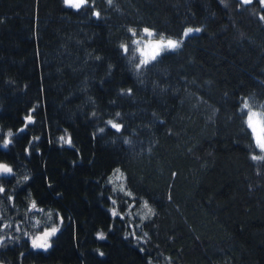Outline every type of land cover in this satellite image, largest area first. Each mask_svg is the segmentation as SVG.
I'll list each match as a JSON object with an SVG mask.
<instances>
[{
  "label": "trees",
  "instance_id": "16d2710c",
  "mask_svg": "<svg viewBox=\"0 0 264 264\" xmlns=\"http://www.w3.org/2000/svg\"><path fill=\"white\" fill-rule=\"evenodd\" d=\"M261 16L258 0H0V264H264V161L241 111H264ZM146 27L201 31L137 70L128 29Z\"/></svg>",
  "mask_w": 264,
  "mask_h": 264
},
{
  "label": "snow or ice",
  "instance_id": "6c2138e0",
  "mask_svg": "<svg viewBox=\"0 0 264 264\" xmlns=\"http://www.w3.org/2000/svg\"><path fill=\"white\" fill-rule=\"evenodd\" d=\"M108 2L111 4L112 0H108ZM63 3L66 7L74 10H81L82 8L86 7L89 5V0H63ZM239 3L242 5H248L253 3V0H239ZM259 3L261 6H264V0H259ZM93 15L99 18V12H93ZM262 20H264V16L260 17ZM129 33L133 37L131 40L132 45H135L136 47L133 50V57L136 56V54H139V63L135 64V67L137 70H139L141 67L148 65L150 62L155 61L157 57L165 51L168 50H174L179 48L183 42L184 38L189 37L194 31L199 32L201 29L196 28L193 29L191 27L185 28L183 31L182 37L177 40L173 39L171 37H165L163 34H160L159 39H156V33L149 28H144L142 32L138 35L136 29L129 28L128 29ZM120 48L122 49L123 52L128 53L129 51V46L125 43H121ZM131 59V58H130ZM264 107V106H262ZM246 110V119L244 120V124L246 125L247 129L250 130L251 135H252V141L254 142V145L257 149H259L261 155H251V159L253 161H264V111H254L252 106L249 104L247 100H245L242 105H241V111ZM117 116L120 115V113H116ZM25 127L33 122V117L31 114L25 116ZM107 123L115 129L117 132L121 130V124L114 122L113 120L107 121ZM24 129H20L19 131H23ZM102 132L103 129H100ZM14 134L12 131H9L6 136L2 140V147L7 148L11 140L9 137H12ZM38 139V138H36ZM60 140L63 143L71 145V138L68 137L66 138L65 136H61ZM126 143L128 141H125ZM31 143V141H30ZM115 172L117 175L115 176L116 181H122L123 180V173L120 172L119 169H116ZM13 173V169L8 166L5 163L0 162V174H8L11 175ZM25 180L28 179V177H24ZM108 182L110 184H113V192H116L117 190L124 192L126 196L132 197V193L126 191L124 184L121 182L119 185V189L115 186L113 182V178L109 177ZM5 188L0 185V194L5 193ZM9 201L12 200L11 196H8ZM109 199L112 201V204L115 205L117 202L116 200L112 199V197H109ZM132 205L129 204V207ZM142 208L145 209L146 211L144 214L141 216V220L148 219L153 215V210L149 206L147 201H144L142 204ZM33 209H37V204L35 201H32L29 205V211H32ZM40 211H43L42 209H39ZM111 214L113 217L120 216L121 219L124 218V216L115 208L113 207L110 209ZM49 219H51V213L48 214ZM57 217L60 220V223L63 222V218L59 216V213L56 214ZM4 227H10V225H0V231H3ZM19 231V228L16 229ZM59 231V224H55L50 228H46L43 230L41 233L29 237L31 240V245L34 249H45L50 247L49 244V239L56 235V233ZM25 235H28V233H25ZM146 235V234H145ZM104 233L99 232L97 233V239H104ZM4 237L0 236V243L3 242ZM103 255V253H100ZM151 264V262H149Z\"/></svg>",
  "mask_w": 264,
  "mask_h": 264
},
{
  "label": "rangeland",
  "instance_id": "374dc122",
  "mask_svg": "<svg viewBox=\"0 0 264 264\" xmlns=\"http://www.w3.org/2000/svg\"><path fill=\"white\" fill-rule=\"evenodd\" d=\"M63 1V0H62ZM259 1V0H258ZM63 5H64V3H63ZM65 6V5H64ZM263 8H264V6H262ZM189 28V27H188ZM144 28H142L139 32H138V35L142 32V30H143ZM193 29H196V28H193ZM183 31H184V29H183ZM183 31H182V33H181V36H180V38L182 37V35H183ZM195 33H197V32H193L192 34H195ZM179 38V39H180ZM156 39H159V38H156ZM174 39H177V38H174ZM179 39H177V40H179ZM133 46V48H135L136 46L135 45H132ZM168 51H172V50H168ZM168 51H165V52H168ZM162 53H164V52H162ZM137 56H138V58L140 59V57H139V54H137ZM244 102V101H243ZM242 102V103H243ZM245 119H246V110H245ZM251 133V132H250ZM252 136V135H251ZM255 146V145H254ZM257 149V148H256ZM257 150H259V149H257ZM117 175V173H114L111 177L113 178V182H114V184H115V186L117 187V189H119V185H120V183H121V181H116L115 180V176ZM112 186H113V184H112ZM118 192H121V191H119V190H117ZM122 193H124V192H122ZM141 208V207H140ZM142 209V208H141ZM140 209V210H141ZM144 212L146 211V210H144V209H142ZM143 211H141V212H143ZM143 212V213H144ZM110 213H111V211H110ZM143 213H141L140 214V212H139V214L138 215H136V217H138V218H141V216H142V214ZM133 216H134V214H131V218H133ZM45 230V229H44ZM39 233H41V232H39ZM39 233H37V234H39ZM36 234V235H37ZM31 241V240H30ZM163 264H170V263H168V262H163Z\"/></svg>",
  "mask_w": 264,
  "mask_h": 264
}]
</instances>
